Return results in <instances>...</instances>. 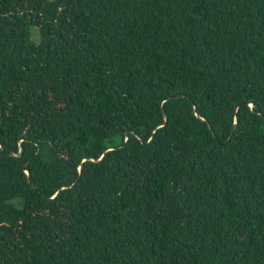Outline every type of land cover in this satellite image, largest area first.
Here are the masks:
<instances>
[{"label": "trees", "instance_id": "16d2710c", "mask_svg": "<svg viewBox=\"0 0 264 264\" xmlns=\"http://www.w3.org/2000/svg\"><path fill=\"white\" fill-rule=\"evenodd\" d=\"M0 264H264V0H0Z\"/></svg>", "mask_w": 264, "mask_h": 264}, {"label": "water", "instance_id": "95a60500", "mask_svg": "<svg viewBox=\"0 0 264 264\" xmlns=\"http://www.w3.org/2000/svg\"><path fill=\"white\" fill-rule=\"evenodd\" d=\"M233 132H234V128L232 129L231 136L233 135Z\"/></svg>", "mask_w": 264, "mask_h": 264}]
</instances>
